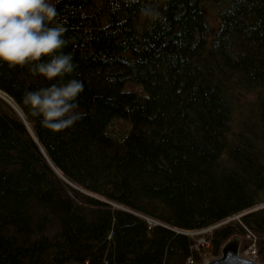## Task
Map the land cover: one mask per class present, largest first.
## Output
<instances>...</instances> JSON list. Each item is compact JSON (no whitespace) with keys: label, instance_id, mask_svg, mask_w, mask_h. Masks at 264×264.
<instances>
[{"label":"trees","instance_id":"1","mask_svg":"<svg viewBox=\"0 0 264 264\" xmlns=\"http://www.w3.org/2000/svg\"><path fill=\"white\" fill-rule=\"evenodd\" d=\"M51 2L74 72L0 61V264L198 263L204 229L264 254V0ZM69 79L83 116L53 132L23 96Z\"/></svg>","mask_w":264,"mask_h":264},{"label":"clouds","instance_id":"2","mask_svg":"<svg viewBox=\"0 0 264 264\" xmlns=\"http://www.w3.org/2000/svg\"><path fill=\"white\" fill-rule=\"evenodd\" d=\"M149 15L148 9H141ZM67 28L51 0H0V61L10 68L29 67L32 75L48 80L70 76L73 56L63 49L69 44ZM82 81L69 79L50 87L26 91L23 104L41 124L60 132L74 126L83 116L76 111Z\"/></svg>","mask_w":264,"mask_h":264},{"label":"rangeland","instance_id":"3","mask_svg":"<svg viewBox=\"0 0 264 264\" xmlns=\"http://www.w3.org/2000/svg\"><path fill=\"white\" fill-rule=\"evenodd\" d=\"M206 14H207V19H209V22H210L212 28L215 29L216 27H218V24L220 23L218 11H216V9L214 7H212L211 5L207 4L206 5ZM241 98L246 99L247 96L243 95V97H241ZM236 220H239V219L237 218ZM210 232H211L210 229H204V231L193 232L192 234H190L192 237H194L195 235H198V239L194 245V248L201 252L200 253V259L201 260H200V262L196 263V262H194L193 258H189L186 261L187 264H205L206 261L214 259L221 254V250H220L219 254L214 255L212 253L211 241H210V239L206 238V236H205L206 234L209 235L208 233H210ZM235 235H239L242 238V245H241L240 249H241V254L243 256H246V257L251 256V257L257 259L260 263L261 262L264 263V254H261L259 257V247H258L259 237L253 231H251L248 228V229H245L244 234L237 233ZM227 240H228V238H227ZM224 243H226V242H224ZM220 249H221V247H220Z\"/></svg>","mask_w":264,"mask_h":264},{"label":"water","instance_id":"4","mask_svg":"<svg viewBox=\"0 0 264 264\" xmlns=\"http://www.w3.org/2000/svg\"><path fill=\"white\" fill-rule=\"evenodd\" d=\"M242 238L233 235L221 246V254L214 259L206 261L205 264H264L257 259L241 254Z\"/></svg>","mask_w":264,"mask_h":264}]
</instances>
